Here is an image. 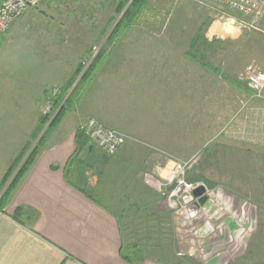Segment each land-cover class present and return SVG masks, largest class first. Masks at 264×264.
<instances>
[{
	"label": "rangeland",
	"instance_id": "rangeland-1",
	"mask_svg": "<svg viewBox=\"0 0 264 264\" xmlns=\"http://www.w3.org/2000/svg\"><path fill=\"white\" fill-rule=\"evenodd\" d=\"M120 2L80 0L77 10L62 3L70 17L55 16L52 30L61 47L54 59L64 68L83 67L92 48L100 47L102 59L93 77L100 72L104 82L89 81L90 86H104L101 98L107 97L106 85L113 87L109 91L112 102L118 101L122 110L134 114L136 123L129 130L137 128V140L161 163L162 171H151L152 157L142 168L124 159L120 169L110 164L89 165L93 155L106 157L108 163L122 155L121 149L108 155L95 142L91 158L85 155L93 182L97 170H106L108 179H102L108 180L109 196L119 209L108 203L122 214L124 251L137 259L143 253L158 254L160 247L161 254L189 264H264V111L253 108L248 87L238 78L249 66L264 74V34L244 27L248 18L227 8L196 0H147L139 15L112 37L132 0L121 12ZM18 19L1 34L0 45L11 39ZM1 46L0 80L14 82L0 84V186L9 169L7 156L21 152L8 146H31V151L49 121L38 138L27 133L29 103L13 102L12 97L27 98L30 89L26 86L60 76L47 67L16 68L22 53L8 43ZM152 48L158 49V60L170 62V69L165 64L159 70V78L154 72L156 84L150 78L145 82L134 66L138 57L152 58V52H144ZM147 72L151 75L152 70ZM75 74L67 82L48 87L39 108L41 117H46L49 90L66 89ZM255 103L263 105L261 99ZM60 104L58 99L55 110ZM57 127L45 136L47 144ZM30 134V140H25ZM179 163L182 169L177 171ZM191 183L193 187L188 188ZM196 186L206 190L204 205L193 203L189 194Z\"/></svg>",
	"mask_w": 264,
	"mask_h": 264
},
{
	"label": "crops",
	"instance_id": "crops-1",
	"mask_svg": "<svg viewBox=\"0 0 264 264\" xmlns=\"http://www.w3.org/2000/svg\"><path fill=\"white\" fill-rule=\"evenodd\" d=\"M79 1H45L40 8L30 10L21 16L12 29L11 39L1 43V45L8 43V47L22 53L21 63H16V68L31 70L47 67L60 74L54 81L26 86L30 89L28 99L21 95L12 97L13 102L26 100L29 103L26 110L29 127L26 132L32 135L39 131L41 119L39 108L42 100L46 98L48 87L67 82L78 68L69 65L68 68H64L57 64L54 53L61 47L57 45L56 31L52 28L56 24L55 16L66 14L70 17L71 12L65 13L62 3L74 6V10H77L81 5ZM1 45L0 50L3 49ZM155 51L153 48L145 50L144 52H152V58L144 55L145 60L142 57L138 60V57L134 61V66L139 69L138 74L142 79L146 82L150 78L154 84L157 83L154 81L156 79L154 72L157 71L159 78L161 75L159 70L165 68V64L170 69V62L158 60L159 53ZM137 52H141L140 48ZM120 64L125 65L123 61H120ZM10 68L12 67L4 69ZM144 70H152L151 75L148 72L144 74ZM101 76L99 72L91 82L100 79L102 84L104 78ZM171 77H174V74ZM3 81L14 82L12 79ZM3 81L0 80V84ZM91 82L87 84L77 104L75 103L62 119L49 143L18 185L5 211L0 213V264H189L172 259L173 256L161 254L160 247L158 254L154 256L143 253L135 259L127 254L124 251L125 232L122 214L108 203L113 204L109 196V182L102 179H108L106 170H97L99 180L97 178L93 182L88 175L90 166L86 164L87 160L81 161V164L71 161L77 150V132L90 118H95L108 128L119 130L129 138L121 148V158L116 156L108 163L106 157L93 155L94 159L89 165L106 167L110 164L111 167L120 169L124 159L129 161V164L142 168L150 163L147 160L153 156L148 147L137 140V128L134 131L129 130L136 123L134 114L130 115L129 112L122 110L118 101H115V104L112 102L109 91L112 92L113 87L106 85L107 97L101 98L99 93L103 91L104 86H90ZM19 85L23 86V83ZM95 89H98L96 94ZM247 89L251 94L253 108L264 111V97H255L252 91ZM260 99L263 102L262 106L255 103ZM7 101H10L8 95ZM9 110L7 107L6 112ZM30 136L31 134L25 137V140H30ZM138 145L140 148H137ZM8 147L19 152L24 148L21 144ZM16 155L17 151L7 156L5 161L8 162V168ZM81 155L85 157L86 153ZM87 157L91 158V154L89 153ZM152 160L151 171H162L161 163L156 162L153 157ZM162 163L166 164L165 159ZM97 180L98 184L94 185ZM95 190L97 193H94ZM19 209L23 213L15 217Z\"/></svg>",
	"mask_w": 264,
	"mask_h": 264
},
{
	"label": "built area",
	"instance_id": "built-area-1",
	"mask_svg": "<svg viewBox=\"0 0 264 264\" xmlns=\"http://www.w3.org/2000/svg\"><path fill=\"white\" fill-rule=\"evenodd\" d=\"M44 0H0V36L10 29L13 22L26 14L28 11L39 7ZM202 5H214L231 10L232 12L241 14L248 18V22L243 26L264 34V0H196ZM100 50L99 46H94L90 53L83 61V70L78 76H82L83 72L88 68L93 59ZM240 81L252 91L253 96L264 97V74L249 66L245 71L238 75ZM63 89L55 86L49 90L47 94V104L44 108V114L49 118L48 124L56 116L58 110H55V103L60 99ZM68 96V94H67ZM66 97L61 101L60 107L64 103ZM59 107V108H60ZM79 130L84 133L91 142L108 155L118 152L126 143V135L119 130L108 128L94 118H90L86 123L82 124ZM182 164H177V171L182 169ZM194 183L187 185L188 188L193 187ZM196 186L189 193L193 200L196 198L194 191ZM193 192V194H191Z\"/></svg>",
	"mask_w": 264,
	"mask_h": 264
},
{
	"label": "trees",
	"instance_id": "trees-1",
	"mask_svg": "<svg viewBox=\"0 0 264 264\" xmlns=\"http://www.w3.org/2000/svg\"><path fill=\"white\" fill-rule=\"evenodd\" d=\"M147 0H132V2L127 7L126 11L124 12V15L122 16V19L119 21L118 25L115 27L112 33V37L119 32L121 29L126 28L127 24L131 23L136 16L139 15L142 7L146 3ZM128 0H122V2L118 5V11L121 12L125 5H127ZM210 43V42H208ZM100 52V50H99ZM97 54V56L93 59L91 64L88 66V68L83 72L80 79L77 81L75 86L73 87L72 91L68 94V90H70L73 86V84L76 81V77H78L83 67L81 65L78 66L76 70V77L72 81V83L65 89H63V93L60 97V100L62 101L65 97V101L62 104V106L59 108L56 116L52 119V121L49 123V125L45 129V133L39 138L38 143L33 147V149L30 151L31 146L24 147L21 152L17 155L15 162L9 167L3 182L0 186V213L5 211V207L11 200L15 190L17 189L18 185L22 181V179L25 177L27 172L29 171L32 164L35 162L39 154L42 152V150L47 146L46 141V135L50 134V132L53 131L54 128H56L59 123L62 121V119L65 117V115L68 112V109L72 107L77 100L79 99L80 95L85 90L87 84L89 81L92 80L94 75V70H96V66L100 63L102 59V53L100 52ZM68 94V96H67ZM48 119L46 117H41L40 119V129L35 134V137L38 138V134L43 128V126L47 123ZM94 150L93 143L90 142L89 138L82 133L80 130L77 132V150L73 158H71V161L77 164H81V161H85V157L81 154L85 153H91ZM81 156V157H80ZM16 172V173H15ZM14 176H12V174ZM6 188L4 187L6 184ZM20 209L16 212L14 215L17 217V215L20 213Z\"/></svg>",
	"mask_w": 264,
	"mask_h": 264
},
{
	"label": "water",
	"instance_id": "water-1",
	"mask_svg": "<svg viewBox=\"0 0 264 264\" xmlns=\"http://www.w3.org/2000/svg\"><path fill=\"white\" fill-rule=\"evenodd\" d=\"M79 79V78H78ZM78 79L75 81V84L77 83ZM195 197L199 198V200L196 202V205H204L206 201L208 200V195L206 193V190L203 187H198L194 191Z\"/></svg>",
	"mask_w": 264,
	"mask_h": 264
},
{
	"label": "flooded vegetation",
	"instance_id": "flooded-vegetation-1",
	"mask_svg": "<svg viewBox=\"0 0 264 264\" xmlns=\"http://www.w3.org/2000/svg\"><path fill=\"white\" fill-rule=\"evenodd\" d=\"M198 200H199V198L196 197V198L194 199V201H193V200H192V201H193V203H194V202H196V201H198ZM193 203H192V204H193Z\"/></svg>",
	"mask_w": 264,
	"mask_h": 264
},
{
	"label": "bare ground",
	"instance_id": "bare-ground-1",
	"mask_svg": "<svg viewBox=\"0 0 264 264\" xmlns=\"http://www.w3.org/2000/svg\"><path fill=\"white\" fill-rule=\"evenodd\" d=\"M95 119V118H94Z\"/></svg>",
	"mask_w": 264,
	"mask_h": 264
}]
</instances>
